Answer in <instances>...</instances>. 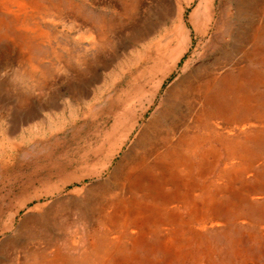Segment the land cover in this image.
I'll return each instance as SVG.
<instances>
[{
	"label": "bare ground",
	"instance_id": "6f19581e",
	"mask_svg": "<svg viewBox=\"0 0 264 264\" xmlns=\"http://www.w3.org/2000/svg\"><path fill=\"white\" fill-rule=\"evenodd\" d=\"M194 1L121 0L120 14L137 18L139 38L154 35L158 57L173 61L145 112L154 108L105 178L94 169L71 175L56 191L69 182L82 183L83 189L70 193L61 207L45 201L28 208L1 242V264H70L66 250L81 243L76 264H218L207 231L225 228L236 215L263 233L264 0H233L218 16L215 0H198L188 15ZM0 9L13 16L18 30L41 40L52 33L31 26L30 19L40 14L54 22L69 14L52 0H0ZM5 21L0 16V31L8 26ZM71 22L86 25L79 38L89 39L92 48L109 36L105 16L98 25L76 15ZM193 34L203 40L201 49ZM28 64L25 75L47 81L46 69ZM35 112L21 118L35 119L40 115ZM91 177L96 182L84 184ZM54 192L48 188L33 197ZM30 202L20 201L16 213ZM74 208L83 227L65 239L54 228L59 213L72 214Z\"/></svg>",
	"mask_w": 264,
	"mask_h": 264
},
{
	"label": "rangeland",
	"instance_id": "374dc122",
	"mask_svg": "<svg viewBox=\"0 0 264 264\" xmlns=\"http://www.w3.org/2000/svg\"><path fill=\"white\" fill-rule=\"evenodd\" d=\"M52 1L65 6L69 12L66 19L51 22L39 14L29 22L49 30L52 37L47 40L33 39L25 30H18L13 16L0 9V16L8 24L2 26L0 34L15 38H0V139L5 138L0 140V245L35 203L55 201L61 207L70 193L80 192L83 184L75 182L56 191L71 180V175L92 169L101 178L108 175L153 110L154 106L145 112L165 69L173 62L171 57H158L159 45L154 35L139 38L137 18L125 19L120 14L121 0ZM197 2L187 8L188 15ZM231 2L215 0L216 16L225 3ZM74 15L93 19L96 25L105 16L109 36L103 40L104 45L93 49L89 39H80L87 27L72 24ZM36 21L39 25L34 24ZM193 38L194 46L201 49L203 40L195 34ZM29 61L46 69L47 81L43 84L38 81V74H24L30 68ZM177 73L163 82L156 102ZM30 112L40 115L24 121L21 114ZM96 179L88 178L84 184H93ZM48 188L55 192L33 197ZM20 201L33 202L16 213ZM77 210L58 215L54 231L64 234L65 239H71L74 230L83 227ZM253 211L258 215L255 207ZM82 236L86 239L85 234ZM207 236L214 245L218 264H264V231L253 223L235 215L225 228L207 231ZM82 246L84 243L66 250L70 264L81 258ZM25 256L29 257L26 253Z\"/></svg>",
	"mask_w": 264,
	"mask_h": 264
}]
</instances>
